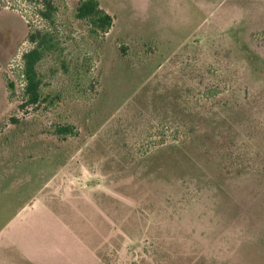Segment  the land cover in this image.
<instances>
[{
	"label": "rangeland",
	"instance_id": "1",
	"mask_svg": "<svg viewBox=\"0 0 264 264\" xmlns=\"http://www.w3.org/2000/svg\"><path fill=\"white\" fill-rule=\"evenodd\" d=\"M54 1L71 59L79 0ZM35 2L0 0V264H130L147 237L176 264L202 254L264 264V0H98L114 21L94 76L116 113L84 121L86 109L68 104L77 135L64 142L48 133L52 114L19 109L26 36L48 27ZM38 71L46 91L77 74L50 58ZM171 115L206 141L203 153L198 143L143 161L142 134ZM197 175L207 188L184 199L178 178Z\"/></svg>",
	"mask_w": 264,
	"mask_h": 264
},
{
	"label": "trees",
	"instance_id": "2",
	"mask_svg": "<svg viewBox=\"0 0 264 264\" xmlns=\"http://www.w3.org/2000/svg\"><path fill=\"white\" fill-rule=\"evenodd\" d=\"M35 3L37 15L48 27L35 30L34 32L29 31L26 36L31 49L21 54L19 76L22 86L20 87L19 95L22 102L19 105V109L24 110L25 108L30 109L34 107L35 110L39 109L40 113L52 114L57 121L51 124V130H48V133L55 136L59 142H64L77 135L75 125L64 120V114L68 112V108H66L68 104L77 102V105L86 109L82 116L84 121L88 119L86 118L88 115L90 117L96 115L95 119L100 117V121H103L116 113L114 107L105 105L108 97L103 90L101 73L98 72L94 76L96 67V62L94 61L99 62L102 57V43L105 41V36L111 30L114 19L101 8L98 0H79L74 6L71 18L79 26H83V33L78 34L77 39H73L77 43L75 46L76 54L69 59L66 57L70 53L64 54L66 48L55 37V18L60 8L59 4L54 0H36ZM69 39L67 37L66 41ZM80 47L84 48L81 49ZM125 51V47L120 49L121 54L127 56ZM226 55L228 57V53ZM80 57H82L81 64H79ZM48 58L60 61V67L65 75L70 72L69 68L77 73L67 75V84H64L65 86H62L60 89L46 91L42 85V77L39 75L38 68ZM146 75L144 74L143 77H148ZM8 84L12 90L9 100H12L15 96V85L13 82ZM209 93L214 96L219 94L212 89H206L202 92L201 96L207 98L210 95ZM114 105L120 107L121 104L114 103ZM62 112L64 114H61ZM71 115L73 114L67 117L70 118L72 117ZM12 121L13 125L19 127L20 121L18 119L14 118ZM166 121H168L166 124L158 123L156 126L148 128L142 134L138 146L141 149L140 158L143 161L149 162L160 151H170L171 149L179 151L180 148L183 149L186 146L192 147L198 143L197 149L203 153L206 141L195 137V131H193V128L188 127L184 118H179L177 121L171 115V122L169 120ZM23 133L24 131L20 129L15 134L22 136ZM170 135L173 138L168 140L167 137ZM31 158H25V161H30L28 159ZM42 160L43 158L39 157L38 161ZM32 161L33 159L30 162ZM178 180H180V186L184 185V188L187 189V192L181 195L184 199H189V197L192 199L194 195H201V190L207 188L206 179L201 175L191 178H178ZM261 212L264 213V202L261 205ZM142 248L145 252L141 251L140 256L132 260L130 264H176L177 261L175 260L182 259V257L169 252L163 247V244L157 238H145L142 242ZM158 248L159 250L157 251ZM148 251H150L149 254H147ZM205 257L202 254L197 257L195 262H188L187 264H226L222 263L219 259L207 263Z\"/></svg>",
	"mask_w": 264,
	"mask_h": 264
}]
</instances>
